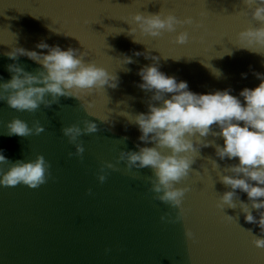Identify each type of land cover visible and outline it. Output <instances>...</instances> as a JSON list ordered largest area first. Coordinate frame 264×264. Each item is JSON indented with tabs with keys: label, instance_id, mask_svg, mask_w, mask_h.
I'll use <instances>...</instances> for the list:
<instances>
[{
	"label": "water",
	"instance_id": "obj_1",
	"mask_svg": "<svg viewBox=\"0 0 264 264\" xmlns=\"http://www.w3.org/2000/svg\"><path fill=\"white\" fill-rule=\"evenodd\" d=\"M138 13L172 14L192 23L159 38L139 30L130 36ZM259 26L243 0H0V83L11 79V64L33 75L42 71L26 56L12 60L6 53L39 52L36 44L43 41L86 53L84 62L104 68L117 84L80 93L79 99L61 96L34 112L0 102V149L8 159L0 173L37 156L49 165L46 182L35 189L0 186V264H264V248L253 243L261 236L259 228L245 222L239 207H218L230 190L219 175L236 159L221 161L214 147L201 148L189 175L176 185L187 189L180 208L157 199L152 169L129 170L119 160L121 152L138 151V145L153 146L138 140V127L128 119L156 103L151 92L138 87L137 73L154 63L152 56L161 72L186 81L192 92L230 88L238 95L258 86L254 72L264 73V54L237 47L239 32ZM181 32L188 34L182 45L176 43ZM125 56L133 62L123 64ZM14 118L30 128L38 123L44 131L9 136L6 124ZM86 121L97 131L77 138L84 148L77 156L62 129H83ZM205 139L223 143L211 135ZM237 194L247 202L245 193Z\"/></svg>",
	"mask_w": 264,
	"mask_h": 264
},
{
	"label": "clouds",
	"instance_id": "obj_2",
	"mask_svg": "<svg viewBox=\"0 0 264 264\" xmlns=\"http://www.w3.org/2000/svg\"><path fill=\"white\" fill-rule=\"evenodd\" d=\"M243 3L250 10L252 20L260 26L239 32L237 47L264 54V0H243ZM132 22L135 27L129 29L128 35L134 36L139 30L142 35L159 38L165 32H175L178 25L191 24L192 20L181 21L172 14L138 13L132 17ZM187 39L188 34L181 32L176 36V43L182 45ZM134 42L140 43L135 39ZM36 48L42 51L14 48L6 53L9 59L26 56L42 67V71L33 75L16 64L7 66L12 75L10 80L0 83V102L14 110L34 112L41 104L50 107L61 96L79 99L80 93L104 90L106 85L117 86L115 76L94 63L84 62L86 53H78L72 48L62 50L58 45L50 46L43 41L37 43ZM133 55L149 58L148 53L134 52ZM151 59L154 63L142 67L137 73L142 81L138 87L151 92V100L156 103H149L147 112L128 119L138 127V140L153 146L138 145V151L121 152L119 160L125 161L129 170L152 169L155 176L152 191L158 194L157 199L180 208L187 189L176 185L189 175L201 148L214 147L215 156L221 161L236 159L237 163L229 165L219 175L220 182L230 190L220 196L218 207H239L245 222L260 230L261 236H254V245L264 248V73L254 72L260 81L258 86L245 87L238 95H232L230 88L195 93L186 81H178L176 77L161 72L155 63L157 57ZM132 62L129 56L122 60L123 64ZM246 77L247 73H241L242 79ZM48 96H51L50 100L46 98ZM121 115L128 116L127 113ZM6 127L9 136L26 137L44 131L38 123L30 128L18 118L9 121ZM62 131L69 142L75 143L81 135L95 133L97 126L86 121L83 129L73 125ZM209 135L222 139V145L215 139L206 140ZM75 149L77 156L84 152L79 143H75ZM165 149L168 154L162 151ZM6 162L4 150L0 149V164ZM212 166L218 168L215 160H212ZM48 168L43 156L30 162L17 160L6 172L0 173V186L23 184L35 189L46 182ZM99 180L103 182L105 176L100 175ZM237 190L246 194L247 202L240 199ZM226 217L233 219L232 216ZM187 235L191 237L190 232Z\"/></svg>",
	"mask_w": 264,
	"mask_h": 264
}]
</instances>
